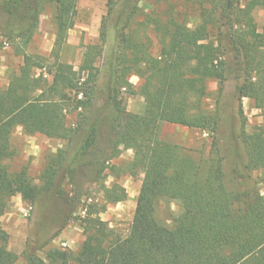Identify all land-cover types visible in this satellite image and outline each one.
I'll return each mask as SVG.
<instances>
[{"label": "trees", "instance_id": "1", "mask_svg": "<svg viewBox=\"0 0 264 264\" xmlns=\"http://www.w3.org/2000/svg\"><path fill=\"white\" fill-rule=\"evenodd\" d=\"M141 1L107 0L97 42L85 47L75 69L60 61V52L75 25L78 0H0V35L20 49L38 32L48 6L54 8L55 28L50 81L34 74L41 64L23 53L18 72L4 89L0 87V218L17 194L33 205L51 197L59 191L58 176L73 174L74 164L95 147L100 128L94 96L96 63L104 54L111 25L113 51L109 63H103L113 113L110 147L113 154L119 147L131 150L130 168L143 174L130 227L125 236L118 235L86 212L81 220L84 241L76 254L44 250V244L35 248L43 250L44 258L23 250L26 264H264V195L251 176L264 172V27L259 31L253 17L264 0H156L166 6L161 15L142 14ZM179 2L199 9L194 28L180 19L174 5ZM150 34L158 46L155 54ZM232 74L238 80L235 97L240 115L243 98L261 102L262 124L251 134H237L244 160L227 174L217 147L220 116L209 112L204 102L210 95L207 83L215 81L219 95ZM131 76L139 80L141 114L128 113L121 105L120 91H130ZM69 93L74 94L72 100ZM68 104L82 111L74 129L64 123ZM163 123L207 133L208 152L195 158L160 140ZM17 127L29 135L65 139L69 147L77 142L71 159L68 148L57 152L39 187L24 170L10 173L5 166L12 155L10 136ZM105 192L110 203H119L126 195L116 184ZM165 198L181 208L172 228L154 217L156 205ZM18 260L7 249V234L0 229V264Z\"/></svg>", "mask_w": 264, "mask_h": 264}, {"label": "rangeland", "instance_id": "2", "mask_svg": "<svg viewBox=\"0 0 264 264\" xmlns=\"http://www.w3.org/2000/svg\"><path fill=\"white\" fill-rule=\"evenodd\" d=\"M106 3L107 0H78L75 25L68 32L67 45L60 52V61L78 68L85 47L97 42L101 21L107 12ZM174 5L176 12L181 14L180 19L190 28H194L198 23L197 6L183 2ZM139 8L142 14L154 15L164 14L166 10V6L158 4L156 0H142ZM53 15L54 8L46 7L40 16L38 32L24 49L0 35L1 88L4 89L11 75L18 72L23 62V53L32 56L41 64L42 68L34 70V74L43 75L44 80L50 81L48 72L53 64L51 52L55 33ZM253 17L260 31L264 27V7L256 9ZM108 28L104 54L96 63L99 76L94 96L97 99L95 109L100 111V128L95 147L74 164L73 174L69 176L62 173L58 176L56 186L59 191L51 197L33 205L17 194L10 199L0 218V229L7 234V249L19 256L16 264H26L22 257L25 249L35 251L38 257L44 258L43 250H35L44 244V250L54 248L76 254L84 241L81 220L86 212L98 216L118 235L125 236L130 227L143 174L130 168L133 158L131 150L119 147L118 153L113 154L110 147V141L114 139V133L110 129L113 113L107 102L110 80L108 69L103 63H109L114 33L111 25ZM150 38L151 52L155 54L158 46L154 34H150ZM128 82L132 88L130 91H120L121 105L128 113L141 114L144 110V100L137 91L139 80L131 76ZM237 84L238 80L234 75H229L218 95L217 83L209 81L207 90L210 95L204 102L209 112H217L220 116L217 147L227 174L236 163L244 160L243 149L236 139L237 134L240 131L251 134L262 124L261 102L243 98L240 103V115L239 102L235 97ZM73 95L69 93L71 100ZM81 112L68 104L64 111L65 126L74 129ZM158 135L160 140L178 146L195 158L205 155L210 148L209 135L199 130L163 123L159 127ZM9 143L12 155L4 162L7 170L10 173L24 170L32 184L39 187L45 168L57 152L68 148L71 159L77 142H73L69 147L65 139L48 138L41 134L29 135L17 127L13 130ZM251 176L257 182L260 194L264 195V172L254 171ZM113 184L123 188L126 194L124 200L119 203H110L106 197L105 190L110 189ZM180 211L177 201L165 198L156 205L154 217L159 224L172 228L173 221Z\"/></svg>", "mask_w": 264, "mask_h": 264}]
</instances>
